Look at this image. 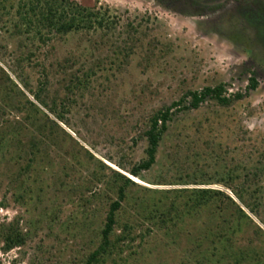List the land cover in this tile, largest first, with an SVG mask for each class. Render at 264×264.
Instances as JSON below:
<instances>
[{"label":"rangeland","instance_id":"obj_1","mask_svg":"<svg viewBox=\"0 0 264 264\" xmlns=\"http://www.w3.org/2000/svg\"><path fill=\"white\" fill-rule=\"evenodd\" d=\"M22 1L0 0V123L18 120L7 105L6 75L35 102L23 88L24 82L32 92L39 90L40 66L34 64H54L47 66L43 98L60 104L68 93V101L56 107L63 119L50 114L61 130L33 170V197L23 206L8 185L19 167L16 148L3 142L0 149V222L19 217L25 236L23 246L7 252L0 243V264H83L116 199L112 170L135 182L122 203L125 219L170 201L174 194L166 190L171 189H220L239 203L214 180L226 170L241 172L248 186L244 199L257 212L241 207L264 232V38L247 17L250 6L264 7V0H73L107 9L115 23L71 32L38 48L31 40L23 47ZM23 52L34 53L30 63ZM66 58L75 62L66 70L92 73L89 83L68 92L56 65ZM250 77L254 89L247 88ZM217 85L223 86L227 105L206 98L197 109L183 107L189 91ZM180 99L154 164L131 176L128 170L146 157L143 131L149 118ZM203 172L213 181L194 183ZM211 221L201 212L174 228L145 222L141 230L150 236L142 246L137 238L106 264H198L192 240ZM251 238L252 227H245L231 250L248 248Z\"/></svg>","mask_w":264,"mask_h":264},{"label":"trees","instance_id":"obj_2","mask_svg":"<svg viewBox=\"0 0 264 264\" xmlns=\"http://www.w3.org/2000/svg\"><path fill=\"white\" fill-rule=\"evenodd\" d=\"M21 8L23 9V47H25V40H31L35 48H38L39 44L47 45L52 39L71 32L102 28L115 23L114 16H109L107 9L95 10L81 6L73 0H23ZM32 56H34L33 52L27 54L23 52V61L30 63ZM74 63L69 58L56 63L63 69L62 77L67 80L64 85L66 92L86 85L92 75L88 70H66L68 67L70 69ZM34 66H40L39 90L32 92L24 82L23 88L32 95L35 102L31 101L24 91H21L17 84L6 75L10 84L6 90L7 105L18 116V120L7 121L5 125L0 123V149L3 148V142L12 143L16 148L13 159L19 167L16 172L11 173L8 185L13 199L21 206L24 199L33 197L31 174L40 164L41 156L44 157L47 154L57 131L61 130L51 115L57 119H63L62 115L56 111V107L57 105L66 107L68 101V93H65L60 104H57L55 100L49 103L43 98L41 94L47 89L50 77L47 66L53 67L54 64L39 63ZM256 85L255 79L250 77L247 88L254 89ZM223 92L222 85L205 87L201 91H189L188 106L183 105V107L197 109L206 98L215 100L219 105H227L230 100L223 95ZM234 96L240 97V94L236 93ZM183 102L184 99H180L151 115L143 131L146 139V157L128 170L131 176L139 177L142 171L149 170L154 164L158 146L173 116L172 109ZM211 156L213 160L216 159L214 154L211 153ZM112 173L114 174L113 183L116 185V199L109 203L103 226L99 231L98 245L86 256L83 264H106L108 260L120 256L125 249L130 248L137 238L138 246L141 247L146 237L150 236L148 234L150 232L143 233L141 230L145 222L156 223L158 227L165 229L174 228L178 226L180 220L201 212L210 216L213 221L204 222L203 231L192 240L194 250L196 249L195 261L198 264H264V232L241 207L243 205L252 214L257 212L256 207L244 199L243 194L248 186L241 172L226 170L224 178L214 180L231 190L239 203L220 189L209 187L171 189L166 191L174 194L173 199L168 202L153 203L144 208L143 212L136 213L134 216L129 215L130 217L126 219L120 218L122 203L127 201L128 190L135 185V182L122 173L114 170ZM198 177L200 179L194 180V183L203 184L213 181L205 178L207 177L205 172L199 173ZM260 189V186H256L253 191L258 194ZM20 221L21 219L17 217L8 222H0V243L4 252L23 246L25 236ZM118 227L121 231L116 233ZM245 227H252L255 239L248 240V248L246 245L242 249L237 246L236 251H232L231 248L238 244L237 241L240 242L237 240L238 233H241ZM137 230L142 233L137 235Z\"/></svg>","mask_w":264,"mask_h":264},{"label":"flooded vegetation","instance_id":"obj_3","mask_svg":"<svg viewBox=\"0 0 264 264\" xmlns=\"http://www.w3.org/2000/svg\"><path fill=\"white\" fill-rule=\"evenodd\" d=\"M247 17L255 22L256 27L262 33V37L264 38V7L256 8L251 5Z\"/></svg>","mask_w":264,"mask_h":264}]
</instances>
